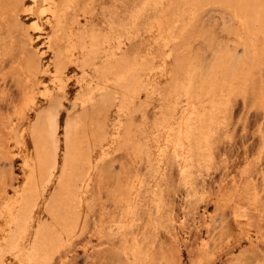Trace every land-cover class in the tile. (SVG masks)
<instances>
[{
  "label": "bare ground",
  "instance_id": "bare-ground-1",
  "mask_svg": "<svg viewBox=\"0 0 264 264\" xmlns=\"http://www.w3.org/2000/svg\"><path fill=\"white\" fill-rule=\"evenodd\" d=\"M41 1L0 4V50L12 42L10 28L13 18L16 21V14L8 15L7 7L15 13L19 8L32 13L46 2ZM78 1L68 0L62 8L53 0L49 10L52 23L60 21L58 29L52 25L54 33L71 28L66 30L73 40L71 47L63 49L53 37L44 46L34 45L38 67L30 69L33 80L42 87L28 100L20 122L11 127L20 174L18 182L10 185L11 190L5 188L0 199V264H38L42 255L48 256L83 234L92 214L90 185L96 164L114 145L136 146L152 172L154 168L160 170L162 159L172 154L190 163L202 145V131L206 129L202 124L215 120L228 94L247 83L264 61V0H144L136 16L145 20L152 19L153 14L156 17L143 33H136L140 40L137 38L135 46L139 43L143 49L136 55L129 51L136 35L132 38L129 33V46L125 38L128 32L124 37L126 29L118 19V5L110 13L103 11L104 6L100 8L106 20L97 28L89 24L96 13L78 12ZM92 2L99 8L100 3ZM118 2L122 6L126 1ZM208 5L232 14L238 24L232 34L245 55L237 58L231 50L218 46L214 62L196 84L198 65L189 45L201 37L194 29L197 9ZM37 11L35 15L40 11L44 14L43 8ZM168 12L173 21L166 20ZM66 21L69 26H65ZM172 23L177 25L173 27L176 33ZM46 53L51 54L48 60ZM72 71L81 72L80 91L75 95L65 86ZM140 96L145 98L138 105ZM151 104L158 112L159 122L154 127L147 123ZM62 110L66 111L63 121ZM116 111L127 120H115ZM138 111L143 121L137 130L130 118ZM134 197L138 199L140 194ZM136 206L137 200H132L131 208ZM133 243L132 255L141 258L137 242Z\"/></svg>",
  "mask_w": 264,
  "mask_h": 264
},
{
  "label": "rangeland",
  "instance_id": "rangeland-1",
  "mask_svg": "<svg viewBox=\"0 0 264 264\" xmlns=\"http://www.w3.org/2000/svg\"><path fill=\"white\" fill-rule=\"evenodd\" d=\"M10 1L0 0V4L8 5ZM56 1L62 6L68 3V0ZM92 1L97 2V6L100 3L99 8L96 3L92 6ZM124 1V6H120L118 0H79L77 11L98 13L97 17L92 15L95 20L89 24L100 28L106 20L100 8L104 6L103 11L110 13L115 10L114 5H118V19L126 29L123 36L128 32L125 38L129 39V46L131 43L134 46L129 51L136 55L142 49L139 43L135 46L139 38L136 33H143L156 16L153 14L150 20L138 18L136 11L144 0ZM54 2H42L38 9L43 8L44 14L37 8L38 11L34 10L42 15L24 8L15 13L7 7L8 15L16 14V21L13 18L10 28L12 44L0 50V199L5 188L11 190L10 185L18 182L20 174L19 160L13 154L16 147L11 127L20 122L28 100L42 87L33 80L30 69L38 67L34 45L44 46L50 37L63 49L73 44L66 31L71 28L55 33L52 29V25L58 29L56 24L60 23H52L49 10ZM197 10L194 29L199 30L201 37L192 39L189 45L193 62L198 65L195 83L214 62L218 46L231 50L237 58L245 55L232 34L238 24L228 10L210 5ZM169 13L166 20L173 21ZM69 24L66 21L65 26ZM175 26L172 23L174 31ZM129 33L132 38L136 35L131 43ZM45 56L48 60L51 54ZM262 63L261 68L253 70L247 83L234 89L238 93L232 90L234 92L228 94L215 120L202 124L206 127L202 131V145L190 163L183 156L172 154L162 159L160 170L154 168L152 172L147 159L133 144H116L110 148L108 156L104 154L98 160L91 180L92 214L88 227L80 237L70 239L46 257L42 255L38 264H264V61ZM80 74V71H72L71 78L65 82L70 94L80 91ZM144 98L140 96L137 104ZM66 107L69 109V105ZM148 110L147 123L154 127L159 122L158 112L152 104ZM62 112L63 121L66 111ZM116 113L115 120H127ZM130 120L137 130L143 121L139 111L133 113ZM145 187L149 188L147 193H144ZM136 194H140L138 199L134 197ZM132 200H137L136 208H131ZM133 241L137 242L141 258L132 255Z\"/></svg>",
  "mask_w": 264,
  "mask_h": 264
}]
</instances>
